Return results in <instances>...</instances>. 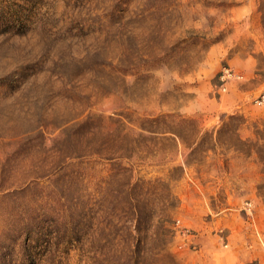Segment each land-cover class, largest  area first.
Returning <instances> with one entry per match:
<instances>
[{
    "label": "rangeland",
    "instance_id": "374dc122",
    "mask_svg": "<svg viewBox=\"0 0 264 264\" xmlns=\"http://www.w3.org/2000/svg\"><path fill=\"white\" fill-rule=\"evenodd\" d=\"M264 0H0V264H264Z\"/></svg>",
    "mask_w": 264,
    "mask_h": 264
},
{
    "label": "built area",
    "instance_id": "2783aa9c",
    "mask_svg": "<svg viewBox=\"0 0 264 264\" xmlns=\"http://www.w3.org/2000/svg\"><path fill=\"white\" fill-rule=\"evenodd\" d=\"M262 103H264V97H263V99H262Z\"/></svg>",
    "mask_w": 264,
    "mask_h": 264
}]
</instances>
